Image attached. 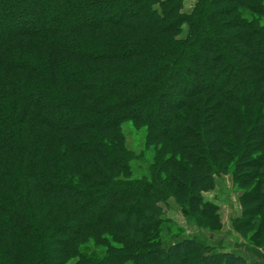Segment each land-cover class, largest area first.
Returning <instances> with one entry per match:
<instances>
[{
	"label": "trees",
	"instance_id": "16d2710c",
	"mask_svg": "<svg viewBox=\"0 0 264 264\" xmlns=\"http://www.w3.org/2000/svg\"><path fill=\"white\" fill-rule=\"evenodd\" d=\"M226 177L262 241L264 0H0V264H248Z\"/></svg>",
	"mask_w": 264,
	"mask_h": 264
},
{
	"label": "rangeland",
	"instance_id": "374dc122",
	"mask_svg": "<svg viewBox=\"0 0 264 264\" xmlns=\"http://www.w3.org/2000/svg\"><path fill=\"white\" fill-rule=\"evenodd\" d=\"M194 0H185V11L189 12ZM131 137V136H128ZM136 147V146H135ZM205 202L212 203L218 208V219L210 224L204 222L202 225L194 223V220L187 221L181 208L170 200L163 206L165 216L176 226L181 228L179 234L181 238H196L204 244L215 247L216 252H231L245 257L249 264H257L252 256H248L243 250L244 245H251L258 249L264 246L262 241L251 242L243 239L234 229L233 223L239 217L240 209L237 198L238 193L232 189V183L229 177L216 179L215 188L202 195ZM264 218H262L263 221ZM261 220V219H260ZM137 225L136 222H132ZM211 225V226H210ZM127 226V225H126ZM140 226V225H139Z\"/></svg>",
	"mask_w": 264,
	"mask_h": 264
},
{
	"label": "crops",
	"instance_id": "0c3cea01",
	"mask_svg": "<svg viewBox=\"0 0 264 264\" xmlns=\"http://www.w3.org/2000/svg\"><path fill=\"white\" fill-rule=\"evenodd\" d=\"M243 250L246 252V254L248 256H252L253 259H255L254 261L257 262V264H264V246L259 247L258 249H256L254 247H251V245L247 244V245L243 246ZM241 257H243L245 259L244 256H241Z\"/></svg>",
	"mask_w": 264,
	"mask_h": 264
}]
</instances>
